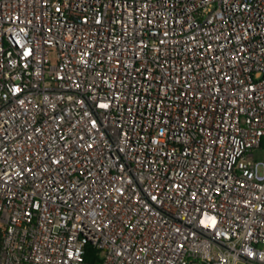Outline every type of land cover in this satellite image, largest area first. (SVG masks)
Returning <instances> with one entry per match:
<instances>
[{"label": "built area", "instance_id": "1", "mask_svg": "<svg viewBox=\"0 0 264 264\" xmlns=\"http://www.w3.org/2000/svg\"><path fill=\"white\" fill-rule=\"evenodd\" d=\"M263 141L264 0H0V264H264Z\"/></svg>", "mask_w": 264, "mask_h": 264}, {"label": "rangeland", "instance_id": "2", "mask_svg": "<svg viewBox=\"0 0 264 264\" xmlns=\"http://www.w3.org/2000/svg\"><path fill=\"white\" fill-rule=\"evenodd\" d=\"M255 159L264 160V149H259L255 151ZM239 264H246V263H239Z\"/></svg>", "mask_w": 264, "mask_h": 264}, {"label": "trees", "instance_id": "3", "mask_svg": "<svg viewBox=\"0 0 264 264\" xmlns=\"http://www.w3.org/2000/svg\"><path fill=\"white\" fill-rule=\"evenodd\" d=\"M262 148H264V141H263V143H262ZM89 250L91 251V249H89ZM90 251H89V252H90ZM89 255H90V253H89ZM88 260H89V261H94V259H92V257H90V256L88 257Z\"/></svg>", "mask_w": 264, "mask_h": 264}]
</instances>
